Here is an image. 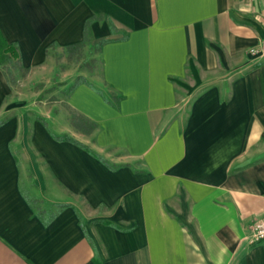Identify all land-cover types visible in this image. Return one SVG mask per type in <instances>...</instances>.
<instances>
[{
	"label": "crops",
	"instance_id": "crops-1",
	"mask_svg": "<svg viewBox=\"0 0 264 264\" xmlns=\"http://www.w3.org/2000/svg\"><path fill=\"white\" fill-rule=\"evenodd\" d=\"M93 16L95 69L54 64ZM0 30L53 63L36 101L0 68V264H264V0H0Z\"/></svg>",
	"mask_w": 264,
	"mask_h": 264
},
{
	"label": "trees",
	"instance_id": "trees-1",
	"mask_svg": "<svg viewBox=\"0 0 264 264\" xmlns=\"http://www.w3.org/2000/svg\"><path fill=\"white\" fill-rule=\"evenodd\" d=\"M98 18L97 16H93L89 19H87L86 23H85V30H84V39L82 42L77 43L75 45H71L67 48H63V52L59 55H57V60H61L62 57H68L67 60H70L71 62H75L76 64L80 63V67H85L87 70L89 71H93L95 69V59L94 58H90V54H86L85 50L82 51V48H86L87 44L90 43L91 39H92V32H91V23ZM112 27L113 24H111ZM110 39H102L100 40L97 44H96V48L99 49L101 47V45L107 41H109ZM53 47H56V45H51V48H49L48 53L49 56L51 55V49ZM81 48V50H80ZM80 50L81 52L78 54L76 53L77 50ZM91 49V48H90ZM89 49V50H90ZM91 51V50H90ZM20 58V54H19V50H18V46L16 43H9L7 42V40L4 38L1 30H0V67H2V65L11 62L12 60H18ZM57 61V64L59 63ZM59 65V64H58ZM58 75H60L58 73ZM52 80V78H51ZM57 81V80H56ZM81 82H88V78L86 77V75L84 74H77L74 80V83L72 84L71 88H73L74 86H76L77 84L81 83ZM79 122V119H77ZM76 121L77 126L81 127V124H79ZM72 140L85 147V145L83 143L78 142L77 140L73 139ZM86 149H89L88 147H85Z\"/></svg>",
	"mask_w": 264,
	"mask_h": 264
},
{
	"label": "rangeland",
	"instance_id": "rangeland-1",
	"mask_svg": "<svg viewBox=\"0 0 264 264\" xmlns=\"http://www.w3.org/2000/svg\"><path fill=\"white\" fill-rule=\"evenodd\" d=\"M81 50V48H80ZM79 49L76 51V53H80ZM85 48H82V51H84ZM54 59H56L54 57ZM59 64L61 65H64L63 63L65 62V59L63 60H59L58 61ZM71 62V61H70ZM54 64H57L56 60L53 61ZM53 63L49 62L48 64V67H44L43 69L41 70H37V71H34L31 76L28 78V74L27 73H24V71L22 72V69L20 67V64H19V61L17 60H12L11 62L9 63H6L4 65H2V67H0L1 69H3L5 71V73H7V76L9 77V82L11 83L12 87H13V91L14 93L12 94V96H18V97H21L23 98V94H27V98L31 99V101H36V100H41L40 98V95H38V93L36 92V87L35 86H32L30 85V82L33 81L35 82L36 81V75H41V76H47L49 77V79H45V84H44V88L46 89L47 88H50V86H52V82H51V73H52V65ZM81 62H79L77 65H80ZM67 65V69H60L62 70L61 73L66 75V74H71L73 71L78 70L80 71L81 68L79 69L78 67H75L74 64H66ZM52 68V69H51ZM73 70V71H72ZM38 78V77H37ZM38 81V80H37ZM47 82V83H46ZM32 86V88H31ZM50 94H47V92L44 94V97L47 98L49 100L50 98ZM45 106L47 109H49V112H51V109H52V105L47 102L45 103ZM60 106V105H59ZM76 119V118H75ZM78 119V118H77ZM78 122V120H76Z\"/></svg>",
	"mask_w": 264,
	"mask_h": 264
},
{
	"label": "built area",
	"instance_id": "built-area-1",
	"mask_svg": "<svg viewBox=\"0 0 264 264\" xmlns=\"http://www.w3.org/2000/svg\"><path fill=\"white\" fill-rule=\"evenodd\" d=\"M252 53L264 55V38L260 40L259 46L251 50ZM251 242L264 241V218L257 221L249 236Z\"/></svg>",
	"mask_w": 264,
	"mask_h": 264
}]
</instances>
